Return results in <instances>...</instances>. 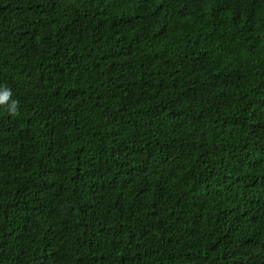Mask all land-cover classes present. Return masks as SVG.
Returning a JSON list of instances; mask_svg holds the SVG:
<instances>
[{"label": "trees", "instance_id": "trees-1", "mask_svg": "<svg viewBox=\"0 0 264 264\" xmlns=\"http://www.w3.org/2000/svg\"><path fill=\"white\" fill-rule=\"evenodd\" d=\"M5 89L0 264H264V0H0Z\"/></svg>", "mask_w": 264, "mask_h": 264}, {"label": "clouds", "instance_id": "clouds-1", "mask_svg": "<svg viewBox=\"0 0 264 264\" xmlns=\"http://www.w3.org/2000/svg\"><path fill=\"white\" fill-rule=\"evenodd\" d=\"M10 91L5 89L2 93H0V105H4L7 103V101L9 100L10 98ZM13 104H15V102H13ZM15 109L12 108L10 111H14Z\"/></svg>", "mask_w": 264, "mask_h": 264}]
</instances>
